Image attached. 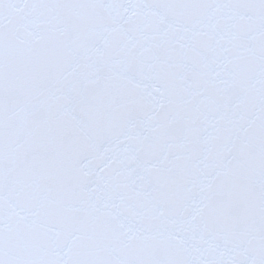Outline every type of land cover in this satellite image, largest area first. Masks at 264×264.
Masks as SVG:
<instances>
[{"label": "snow or ice", "instance_id": "6c2138e0", "mask_svg": "<svg viewBox=\"0 0 264 264\" xmlns=\"http://www.w3.org/2000/svg\"><path fill=\"white\" fill-rule=\"evenodd\" d=\"M0 264H264V0H0Z\"/></svg>", "mask_w": 264, "mask_h": 264}]
</instances>
